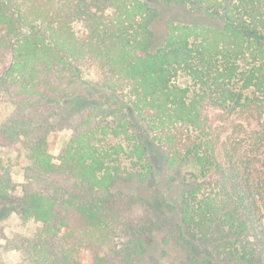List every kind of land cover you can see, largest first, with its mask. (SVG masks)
Returning <instances> with one entry per match:
<instances>
[{
  "label": "trees",
  "instance_id": "1",
  "mask_svg": "<svg viewBox=\"0 0 264 264\" xmlns=\"http://www.w3.org/2000/svg\"><path fill=\"white\" fill-rule=\"evenodd\" d=\"M0 151V264H264V0H0Z\"/></svg>",
  "mask_w": 264,
  "mask_h": 264
},
{
  "label": "rangeland",
  "instance_id": "2",
  "mask_svg": "<svg viewBox=\"0 0 264 264\" xmlns=\"http://www.w3.org/2000/svg\"><path fill=\"white\" fill-rule=\"evenodd\" d=\"M167 18H173L179 20V19H189V16L185 15L183 13V10L181 8H178L177 6H167L160 8V15L154 22V31L157 38L161 37L164 28V21ZM211 22L213 23V21ZM73 27L77 31L81 29L79 23H74ZM93 80H94V75L92 73L83 74L81 79H79V81H77L74 87H72L73 91L76 94L82 96H89V97L96 96L95 92L92 91ZM89 87L91 88V90L89 89ZM207 111L209 114V119L211 121V124L218 125V127L221 128L222 134H224L225 132H229L231 130V127L228 126L227 123L228 118H224V116H221V112L218 111L217 108L209 107ZM234 121L242 124L241 126L240 124L237 123V127L240 128L239 131L240 135L245 137V139L247 138L246 137L247 133H250L251 130L258 128V122L255 119H252L248 113L244 115H239L237 117L235 116ZM69 133L70 132L68 129H64L57 133H53L51 135L50 152L54 156H56L59 153L64 143L68 140ZM1 154L2 152L0 151V155ZM187 170L189 171L188 167ZM12 176L13 179L18 183L23 181L19 166L13 167ZM134 217L137 221H142L144 219V211L140 205H136L134 207ZM163 219L165 218L163 217ZM163 221H166V219ZM0 226L3 228L5 234L10 236L13 233H27L34 228L35 224L32 221H28L24 223L19 219V217L14 212L9 211L7 209L5 210L2 209L0 212ZM167 230L168 229L165 227L164 233L163 231H160V233H157L155 231L156 234L154 235L155 238H153V240L158 238L159 240L163 241V235L165 236ZM165 247L166 248L163 249L161 248L162 250L160 249V251L156 252L154 256L156 262L154 264L165 263L168 262V260L173 259L175 257L176 252L171 248H168L167 246ZM16 256L17 254L15 252L10 253L9 259L13 262ZM79 256L82 264H92V257L88 250L81 249L79 251Z\"/></svg>",
  "mask_w": 264,
  "mask_h": 264
}]
</instances>
